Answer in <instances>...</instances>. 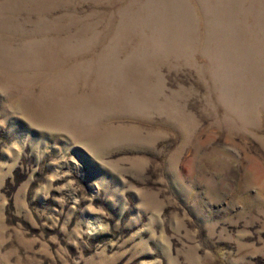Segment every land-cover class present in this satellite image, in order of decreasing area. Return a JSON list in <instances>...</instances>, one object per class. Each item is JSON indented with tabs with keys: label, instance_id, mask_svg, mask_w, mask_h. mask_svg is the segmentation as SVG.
<instances>
[{
	"label": "rangeland",
	"instance_id": "1",
	"mask_svg": "<svg viewBox=\"0 0 264 264\" xmlns=\"http://www.w3.org/2000/svg\"><path fill=\"white\" fill-rule=\"evenodd\" d=\"M0 264H264V0H0Z\"/></svg>",
	"mask_w": 264,
	"mask_h": 264
}]
</instances>
